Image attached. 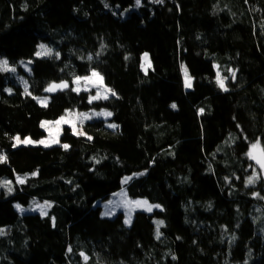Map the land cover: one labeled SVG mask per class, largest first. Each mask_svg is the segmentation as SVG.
I'll return each mask as SVG.
<instances>
[{"label": "trees", "instance_id": "1", "mask_svg": "<svg viewBox=\"0 0 264 264\" xmlns=\"http://www.w3.org/2000/svg\"><path fill=\"white\" fill-rule=\"evenodd\" d=\"M134 1L0 0V60L15 69L0 71V181L13 187L0 188V264H85L81 253L86 264H264V172L246 155L258 139L264 148V0ZM42 44L51 57L36 55ZM93 70L116 96L89 103L91 92L73 91ZM137 99L187 103L200 133L162 117L140 131ZM72 109L112 115L85 121L84 135L64 126L52 147L13 146ZM253 168L260 178L245 187ZM123 188L159 209L130 225L123 212L102 217L100 202ZM32 200L51 203L47 215L19 212Z\"/></svg>", "mask_w": 264, "mask_h": 264}, {"label": "rangeland", "instance_id": "2", "mask_svg": "<svg viewBox=\"0 0 264 264\" xmlns=\"http://www.w3.org/2000/svg\"><path fill=\"white\" fill-rule=\"evenodd\" d=\"M135 2V1H134ZM135 5H133V7L135 8ZM131 7V8H133ZM130 9V8H129ZM40 51V48H39ZM38 51V52H39ZM145 56V55H144ZM146 63L149 64V56H148V60L146 61ZM22 69L27 72L28 71V67L30 65L29 61L26 62H21L20 63ZM9 67V66H8ZM184 73V72H183ZM91 76V74L89 75V77ZM85 77V76H84ZM185 79V78H184ZM74 81V80H72ZM226 81V79H225ZM256 81L253 82L251 85H249L248 87H246V89H243V91H247L250 88H252L253 86L256 85ZM226 86V85H225ZM76 84L73 83V88H76ZM182 88V91H185L187 89L190 88H185L184 86V80L180 86ZM85 88H87V90H84ZM107 88L106 85L103 82V85L100 87V91L103 92V89ZM80 91H87V92H91L90 96H94L97 92V87L93 86L92 84H85L84 81H81V86H80ZM108 96H111V93L108 94ZM41 99H47L48 101V97H39L36 98L38 104L39 100ZM99 100V99H98ZM104 100V99H102ZM137 103L136 105L133 107L132 111H133V117H134V121L137 123L138 129L141 131L142 128L146 125H148L149 123L152 122H156L160 117L163 118V120L168 121V122H176L179 121L182 118H186L189 120L194 121L195 123V127L194 130L196 133H200V127L198 125V114L199 112L192 108L191 106H189L187 103L185 104H181V105H176V108H172L170 104L168 107L166 106H161L160 104L158 105L155 101H153L152 99H148V100H142V99H137ZM96 101V100H95ZM246 105V104H245ZM102 112V111H101ZM69 113H75V114H80V113H86L88 114L91 118L87 119V120H83V122L81 123L80 119H75L71 116H69ZM94 113H100V111L97 110H89V111H83V112H79L78 110L72 109V111H66L64 112V115H62L60 118L55 119V120H43L42 122H48L46 127H42L45 131V135L44 137L40 138L39 140H35L33 138H31L32 141H35L36 143H32V144H28V145H24V144H19L16 145L15 147H19L20 145H24V146H30V145H35V146H44V144L39 143V141L44 140L46 141L49 146L48 147H52V145H58L59 144V139H60V134L62 132V128L64 126H68L69 128H71L72 133L73 132V127H75L77 134L76 135H80L78 134L79 132H82V127H83V123L85 121H89V120H94L97 118L103 119V120H108L110 117H104L102 115H94ZM61 118H64L65 120L70 121V123H64L61 122L60 124H57L56 122L61 120ZM41 122V123H42ZM111 124V123H110ZM20 137V136H19ZM21 140H23L26 137H20ZM30 138V137H28ZM55 141V142H54ZM15 140L13 142V146L15 144ZM149 153H153V148H152V144L149 145ZM129 180V178H125L123 180V183H127ZM144 201L146 199L142 198H129L126 194L125 189H121L116 193L111 194V196L109 197V199L107 201L104 202H100V206H101V216L104 218H110V217H114L115 215H117L120 212H123L124 214V221H126L129 217V214L131 216V220L132 217L134 215L135 212L137 211H145L148 212L146 210H144V208L142 207H136L131 203L128 202H134V201ZM35 201V204L33 203ZM147 201V200H146ZM148 202V201H147ZM46 205V204H50L49 202H38L36 200H32L31 204L29 206L26 207H22L19 208V212L22 213H38L41 214V210L39 208L36 207V205ZM148 204H150L148 202ZM151 205V204H150ZM20 209H23V211H21ZM50 209V207H46L44 209L45 211V215H47L48 210ZM154 209H159V208H153ZM153 210L151 212H153ZM108 213L107 215H105V213ZM150 213V212H149ZM44 216V215H42ZM160 221V220H157ZM132 223V221L130 222V224ZM127 225H130L129 223H126Z\"/></svg>", "mask_w": 264, "mask_h": 264}, {"label": "snow or ice", "instance_id": "3", "mask_svg": "<svg viewBox=\"0 0 264 264\" xmlns=\"http://www.w3.org/2000/svg\"><path fill=\"white\" fill-rule=\"evenodd\" d=\"M153 2L162 4L163 0H153ZM135 3H136L137 7H141L142 6L141 5V0H135ZM105 7H107V4L105 5ZM36 55L38 57H41V56L51 57L53 55V50L42 44V45H40V51L37 52ZM55 55H56V58H59V53L58 52L55 53ZM88 59L91 60L92 57L89 56ZM144 59H145V61L148 60L147 54H145ZM150 66L151 65L149 63L148 67H150ZM181 67H182V70L184 72V78H185L184 79V86H185V88H191L192 87V78L189 76L187 68L184 67L183 65ZM0 71H12V72H15V69L8 67V61L7 60H0ZM231 77L233 79L236 78V72L235 71L231 72ZM225 79L226 78H222L220 72L217 71V73H216L217 86L220 89H222L223 91H228V88L225 87ZM81 81H84L85 84H92L93 86L97 87L96 94L94 96H90L89 97V103H91L94 100H98V99L107 100L109 98V96H108L109 93H111L112 96H116V93L112 89H109V88H104L103 92L100 91V87L103 85V77L101 76V74L99 72H97L95 70L92 71L90 77L89 76L75 77L73 83L76 84L77 87L74 88L73 91H79L80 90ZM24 83H25V93H28L27 82H24ZM67 87H68L67 82H62L60 84L53 83V84L49 85L45 89V91L46 92H54L57 89L63 90L65 88H67ZM84 90H87V88H85ZM7 91L10 92L11 90L7 89ZM33 98L35 99V97H33ZM47 102H48L47 99L39 100V103L42 106H47ZM171 107L172 108H176V105L172 104ZM200 113L203 114V109L200 110ZM94 115H102V116L107 118V117H110L112 115V113L111 112H107V111H102L100 113H94ZM69 116H71V117H73L75 119H80L81 123L83 122V120H87V119L91 118L86 113H80L78 115L75 114V113H69ZM61 122L70 123V121L65 120L64 118H61V120L57 121L56 123L60 124ZM47 123L48 122H42L41 123V127H46ZM108 127L114 128V127H116V125L109 124ZM73 132H74V134H77L75 127H73ZM78 134L84 135L83 132H79ZM13 139L16 142L14 144V147L16 145H19V144L28 145V144L36 143L35 141H32L31 138H28V137H26L23 140H21V138L18 135L16 137H14ZM88 139H91V137H88ZM39 143L44 144L45 147L49 146V144L46 141H44V140L39 141ZM62 147L67 149L69 146L67 144H65V145H62ZM246 155L248 156V158L250 160H254L255 161L256 165L259 166V169H260L261 172H264V148H261L259 139L255 143H252L250 145L249 151L246 153ZM6 161H7V156L4 155V154H0V164L5 163ZM250 167H251V165H250ZM141 174H143V173H141ZM33 175H35V173H33ZM259 178H260V176L257 174V170L255 168H253L252 175L249 176L246 179V181H245V187H248L249 185H254ZM26 179H27L26 177H20V176L16 177L17 183L21 184V185L25 183ZM0 188L6 189L7 192L10 194L13 191L12 182L10 180H2V181H0ZM253 195L256 196V197H259V193H254ZM260 198L264 199V197H260ZM33 203L35 204V201ZM128 203H131V204H133L136 207H142V208H144V210H146L148 212H151L154 207L155 208H159L160 207L159 205H150V204H148V202L146 200H144V201H139L138 200V201L128 202ZM19 207L20 206L17 205L18 209H19ZM36 207L41 210V215H45L46 213H45L44 209L46 207H51V205L50 204H46V205H38L37 204ZM20 210L23 211V209H20ZM107 214L108 213L106 212L105 215H107ZM130 222H131V216L129 214V217L125 221V223H129L130 224ZM163 223L164 222L162 220L156 222V237H157V239H159L160 236H161L160 228L163 226ZM3 234H4V231L2 229H0V235H3ZM233 239H235V237H233ZM69 251H71V249H69ZM81 256L84 257L85 264H86L88 257L85 256L83 253H81ZM173 259H175V257H173Z\"/></svg>", "mask_w": 264, "mask_h": 264}, {"label": "water", "instance_id": "4", "mask_svg": "<svg viewBox=\"0 0 264 264\" xmlns=\"http://www.w3.org/2000/svg\"><path fill=\"white\" fill-rule=\"evenodd\" d=\"M49 93H53V92H49ZM254 163H255V161L254 160H252ZM256 164V163H255ZM258 168H259V166L258 165H256Z\"/></svg>", "mask_w": 264, "mask_h": 264}]
</instances>
